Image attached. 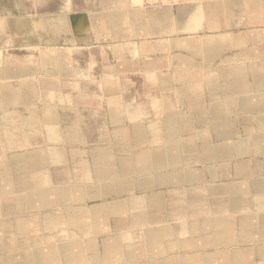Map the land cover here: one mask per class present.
Segmentation results:
<instances>
[{
    "label": "crops",
    "instance_id": "crops-1",
    "mask_svg": "<svg viewBox=\"0 0 264 264\" xmlns=\"http://www.w3.org/2000/svg\"><path fill=\"white\" fill-rule=\"evenodd\" d=\"M207 1L180 8L178 13L184 18H178L180 30L194 31L204 18L208 27L214 29L217 27L215 19L221 16L222 10L231 17L244 12L237 2L231 7L230 1L220 4L210 0L208 3L219 5L218 16H210L205 11ZM126 15L124 10H114L101 21L103 25L112 27L110 33L117 35L125 27L123 18ZM156 15L164 19L169 16L166 12ZM14 20L17 29L26 23L24 18ZM4 22V17L0 16V29L4 27ZM62 23L55 22L59 31L65 27L63 20ZM33 24L38 30L46 27V23L43 27L37 22ZM229 38L231 41L238 38L240 44H226L227 37L224 40L204 39L202 44L216 39L224 44L217 55L207 61L201 59L202 64L192 59L199 58L198 53L202 49L190 45L195 54L182 55L176 64L168 66L171 69L165 76L162 75L165 71L161 70L163 65L158 69L145 65L144 69L160 73L158 82L147 84L145 81L143 96L137 107L124 108L132 129L119 135H112L111 132L98 134L108 143L102 145L103 141H97L88 153L89 166L84 182H80V174L69 171L71 167L67 170L73 184L66 185V177L65 186L58 185L59 181L46 171L51 164L67 166L68 162L76 160L80 153L78 148H72V155H69L67 143H88V137L93 135L88 132L91 126L80 124L81 120L62 126L57 114L51 112L46 102L39 98L37 89L25 90L28 99L20 105L31 107L42 100L46 107L30 117L15 109L13 114L0 113V122L5 123H0V153L8 147L15 149L19 145H31L32 138L39 135L54 142V145L39 152L27 151L9 158L0 156V232H3L2 227L12 224L16 213L17 217H22L40 202L42 206L56 204L60 208L58 213L37 220L40 231L52 232L53 239L38 241L30 249L39 244L79 242L85 246L95 243L94 250L85 248L84 252L88 259L91 256L100 257L99 262L86 263L84 259L82 262L74 260L73 264H264V33L239 31ZM175 44L172 42V46ZM150 50L156 48L151 47ZM49 56L41 59L44 69L52 67L53 62L56 67L62 62L64 73L58 70L56 73L63 79L70 76L61 54ZM118 113L111 108L108 122L117 124L123 121ZM168 125L173 128L168 130ZM17 129L20 131L17 132ZM44 129H47V134L42 131ZM11 131L19 134V145H11L13 142L6 138V133ZM21 131L23 136H20ZM28 131L32 132L28 134ZM154 137H157L156 141ZM179 142H184L190 149L182 152L178 164L171 166L164 163L160 169L150 170L146 159L149 160L154 151L160 153L164 147ZM118 145L125 152H130L131 147H141L137 150L141 152H130L118 158L114 150ZM103 150L111 152L115 160L110 176L102 175V169L107 167L105 161L95 163L92 160L94 154ZM56 151L60 158L52 156L53 152L57 154ZM117 180H123L125 185ZM61 202H67L68 208H63ZM109 243L118 246L109 252ZM18 246L22 248L23 244L16 245L17 249L20 248ZM132 248L133 253L129 251ZM7 252L4 250L0 259L11 254ZM27 253L19 254L21 260ZM106 257L108 261H104ZM65 259L68 257L64 256V262L69 260ZM49 261L48 264H59L53 259Z\"/></svg>",
    "mask_w": 264,
    "mask_h": 264
},
{
    "label": "rangeland",
    "instance_id": "rangeland-1",
    "mask_svg": "<svg viewBox=\"0 0 264 264\" xmlns=\"http://www.w3.org/2000/svg\"><path fill=\"white\" fill-rule=\"evenodd\" d=\"M201 1L203 0H0V16L5 19L4 27L0 29V69H5L8 65L13 67L29 63L26 64L27 67L34 68L37 73L28 80L38 86V91L47 90L51 94L46 98V106L57 114L61 125H71L80 119V124L91 126L88 132L93 135L88 137V143H67L69 155H72V148H78L80 153L76 160L68 162L67 166L51 164L49 171H46L59 181L58 185H63L66 177V184L73 183L69 175L70 170L82 176L80 182L85 181L84 175H87L89 166L88 153L97 141L104 140V137H99L98 134L111 132L112 135H119L133 128L131 121L127 119L128 114L123 112L124 108H136L137 102L143 96V83L158 82L160 75L157 71L144 69L145 65L150 69H158V66L163 65L161 70L165 71L162 73L165 76L171 69L168 66L176 64L182 59V55L194 53L192 47L200 49L207 37L223 40L227 37L226 42L231 44L229 37L235 32L264 33V16L259 21H252L245 12L248 0H233L241 5L244 12L237 17H231L227 11L222 10L221 16L215 19L217 27L214 29L208 27L204 18L198 29L180 30L178 18L184 19L178 13L180 8ZM211 1L224 4L230 0ZM255 1L264 3V0ZM119 9L127 14L123 18L125 27L120 34L113 35L110 33L112 27L103 25L101 20L108 12ZM164 12L169 15L165 19L156 15ZM14 18H24L26 23L21 29L15 28ZM38 20L46 23L44 30L35 28L33 23ZM58 20L64 21L63 30L56 28L55 22ZM172 42L176 44L172 46ZM151 47L156 50L151 51ZM58 53L66 64V70L71 74L64 80L48 81L50 79L43 73L44 65L41 59L44 55ZM198 55L199 58H192L195 62L202 64V60L206 61L201 52ZM3 83L20 85V81L15 79L0 80V85ZM51 83H58L62 91L72 98L67 99V102L51 98L56 94L46 86ZM39 101L42 100H38V103L31 107L18 105L15 110L25 117H30L35 111L46 107ZM111 108L119 112L123 121L117 124L108 122V112ZM141 122L144 123L142 120ZM43 131L48 133L46 129ZM104 144L107 143L103 142L102 145ZM52 145L54 142L39 135L32 138L31 145L17 146L15 149L8 147L7 150L1 151L0 156L9 158L27 151L39 152ZM138 149L141 147L131 148L130 152H141L137 151ZM114 150L118 158L130 154L122 151L119 146H115ZM67 168H70L69 171ZM38 175L42 176L43 173ZM61 204L63 208H68L67 202ZM59 208L55 204L42 206L38 202L36 208L25 212L24 216H14L12 224L2 227L3 232H0V256L4 255V250L11 254L25 253L30 250L32 244L50 240L52 232L40 231L37 220L58 213ZM18 244H23V247L18 246L20 248L17 249Z\"/></svg>",
    "mask_w": 264,
    "mask_h": 264
},
{
    "label": "bare ground",
    "instance_id": "bare-ground-1",
    "mask_svg": "<svg viewBox=\"0 0 264 264\" xmlns=\"http://www.w3.org/2000/svg\"><path fill=\"white\" fill-rule=\"evenodd\" d=\"M210 1V0H209ZM242 1V0H241ZM213 2V1H212ZM207 1L206 5H205V11L207 13V15L210 16H214L217 17L218 16V10H217V3H212ZM220 3V2H219ZM230 5L231 7L233 5H237L235 1L230 0ZM229 3H227L226 5H228ZM225 4V3H224ZM229 5V6H230ZM228 6V7H229ZM223 7V6H222ZM220 10V9H219ZM122 11V10H121ZM203 11V10H202ZM187 12V10H186ZM122 13V12H121ZM251 18H253V20H259L262 16H264V3L260 4L258 1L255 0H248L247 2V12H246ZM116 15V14H115ZM182 15V14H181ZM234 17V16H233ZM259 18V19H258ZM120 19V18H118ZM111 20V19H110ZM59 21V20H58ZM20 22V21H19ZM21 23V22H20ZM24 23V22H23ZM38 25L40 27H43L45 25V22L43 20H38L37 21ZM60 25L63 24L62 20L59 21ZM109 23H111V21H109ZM18 24V23H17ZM114 24V23H113ZM117 24V23H116ZM120 27V26H119ZM17 28V27H16ZM114 29V28H113ZM212 29V27H211ZM116 30V29H115ZM238 39V38H237ZM232 40L231 44H235L236 46L240 44V40L238 39ZM205 41V40H204ZM208 41V40H207ZM226 43V42H225ZM224 44V43H223ZM222 41H220L219 39H216L214 42H204L201 46L200 49L201 52L203 53V56L206 59H210L213 56L217 55L219 51H221L220 49L223 46ZM228 44V42L226 43ZM223 50V49H222ZM47 54V53H45ZM48 56L44 55L43 58L47 59ZM50 57V56H49ZM215 58V57H214ZM207 61V60H206ZM22 63V62H21ZM6 64V63H5ZM29 65V63H25L18 66H10L9 65L5 68V69H0V80H10V79H15L20 81V85L18 86H12V85H8V84H4L0 85V113H5V114H13L14 113V109L16 106L20 105L22 101L27 102L28 99V92H26L25 90L29 89V91H33L32 88L37 89L38 86L35 85V83H33L32 81L28 80L29 78L33 77L37 72L35 70H33L34 68H31L30 66L27 67V65ZM54 62L52 63V67H45L44 72L51 81L53 79L56 80H64L62 77L58 76L59 74L56 73V70L60 71L62 74L64 73L65 69L63 67L62 62H60L58 64V67H56L55 65H53ZM57 64V63H56ZM56 68V69H55ZM36 69V68H35ZM144 70V69H143ZM57 71V72H58ZM142 71V70H141ZM56 75V76H55ZM62 76V75H61ZM52 78V79H51ZM77 81V80H76ZM43 85V84H42ZM49 87V90L51 89L52 91L56 92V94L54 96H52L51 98H58V99H63L62 101L67 102V99L69 100L70 96L69 94L65 93L64 91H62V87L58 84V83H51L50 85H46ZM42 88V86H41ZM45 88V87H44ZM47 88V87H46ZM38 90V89H37ZM238 90V89H237ZM35 91V90H34ZM26 92V93H25ZM30 94V93H29ZM33 94V93H32ZM51 94L47 92V90H41L38 91V96L39 98H41L43 101L46 102V98L48 96H50ZM249 96V95H248ZM32 97V96H31ZM58 101V100H57ZM42 102V101H41ZM61 102V101H59ZM58 103V102H57ZM17 113V112H16ZM19 114V113H18ZM48 114V113H47ZM111 114V113H110ZM112 115V114H111ZM1 116V115H0ZM31 116V115H30ZM40 116V115H39ZM10 117V116H9ZM45 117V116H44ZM55 117V114L54 116ZM112 117V116H111ZM12 118V117H10ZM34 118V117H33ZM32 118V119H33ZM47 118V117H46ZM50 118V117H49ZM6 119V118H5ZM51 119V118H50ZM110 119V118H109ZM41 120V119H40ZM80 120V119H79ZM32 121V120H31ZM46 121V120H45ZM54 121V120H53ZM114 121V120H113ZM10 122V121H9ZM30 122V121H29ZM28 122V123H29ZM173 122V121H172ZM213 122V121H212ZM211 122V123H212ZM1 123V122H0ZM3 124H5L4 122H2ZM1 123V124H2ZM56 123V122H54ZM161 123V122H160ZM175 123V122H174ZM173 123V124H174ZM206 123V122H205ZM34 124V123H33ZM146 124V123H145ZM176 124V123H175ZM7 125V124H6ZM18 125V124H17ZM30 125V123H29ZM45 125V124H42ZM47 125V124H46ZM49 125V123H48ZM208 125V124H207ZM212 125V124H211ZM10 126V125H9ZM35 126V125H34ZM175 126V125H174ZM15 127V125H14ZM37 127V126H36ZM39 127V126H38ZM42 127V126H41ZM177 127V126H176ZM213 127V126H212ZM18 128V127H17ZM22 128V127H21ZM32 128V127H31ZM80 128V127H79ZM173 128V127H172ZM171 127H169L168 125V130L172 129ZM175 128V127H174ZM215 128V127H214ZM221 128V127H220ZM261 128V127H260ZM259 128V129H260ZM20 129V128H19ZM24 129V128H23ZM42 129V128H41ZM147 129V128H146ZM39 130V129H38ZM47 130V129H46ZM80 130V129H79ZM14 131V130H13ZM20 131V130H19ZM27 131V130H25ZM43 131V130H42ZM162 131V128H161ZM165 131V130H163ZM173 132L175 131L172 130ZM171 131V132H172ZM220 131V130H219ZM179 132V131H178ZM43 133V132H42ZM83 133V132H82ZM144 133V132H143ZM175 133V132H174ZM29 134V133H28ZM52 134V133H51ZM109 134V133H108ZM199 134V133H198ZM218 134V133H217ZM36 135V134H35ZM45 135V134H44ZM62 136V135H60ZM175 136V134H174ZM201 136V135H200ZM221 136V134H220ZM35 137V136H34ZM172 137V136H170ZM257 137V136H256ZM4 138V136H3ZM6 138L14 145V143H18L19 141V134H17L16 132H7L6 133ZM79 138V137H78ZM175 138V137H174ZM173 138V139H174ZM47 139V138H46ZM110 139V138H109ZM131 139V138H130ZM154 141L157 140V137L153 138ZM4 140V139H3ZM171 140V139H170ZM2 141V140H1ZM8 141V142H9ZM86 141V140H85ZM110 141V140H109ZM117 141V140H116ZM175 141V140H174ZM173 141V142H174ZM245 141V140H244ZM7 142V141H6ZM104 142V141H103ZM148 142V141H147ZM168 142V140H167ZM196 142V141H194ZM4 143V142H3ZM108 143V142H107ZM253 143V142H252ZM258 143V142H257ZM27 144V143H26ZM117 144V143H116ZM129 144V143H128ZM169 144V143H168ZM210 144V143H209ZM243 144V143H242ZM259 144V143H258ZM19 145V144H17ZM106 145V144H105ZM163 145V144H162ZM197 145V144H196ZM231 145V144H229ZM249 145V144H248ZM20 146V145H19ZM27 146V145H26ZM111 146V145H110ZM109 146V147H110ZM119 146V145H118ZM132 146V145H131ZM193 146V145H192ZM218 146V145H217ZM245 146V145H244ZM258 146V145H257ZM17 147V146H16ZM60 147V146H59ZM63 147V146H62ZM120 147V146H119ZM6 148V147H5ZM132 148V147H131ZM55 149V148H54ZM113 149V148H112ZM190 149V146H188L187 144H185L184 142H179V143H175L174 145H168L166 147H164L162 149V151L156 152L154 151L151 156L146 159V161H149L150 163V170L151 169H157L161 166L165 164L171 165V166H175V164H178L180 157L182 155V152H185L187 150ZM194 149V148H193ZM50 150V149H49ZM125 150V149H124ZM130 150V149H129ZM223 150V149H222ZM51 151V150H50ZM50 153V152H48ZM57 153V151H56ZM42 154V153H41ZM52 154V153H51ZM54 155H52L54 158H57L59 156V153L55 154V152H53ZM133 154V153H132ZM150 154V153H149ZM187 154V153H186ZM49 155V154H48ZM148 155V154H146ZM38 156V155H37ZM46 156V155H45ZM133 156V155H132ZM185 156V155H184ZM47 157V156H46ZM50 157V156H49ZM48 157V159H49ZM136 157V156H135ZM52 158V157H51ZM127 158V157H126ZM131 158V157H130ZM141 158V156H140ZM53 159V158H52ZM113 156L111 154V152L107 151V150H103L101 153L99 154H94L92 156V160H94L95 163L101 161H105L107 163V167L102 169V175L103 176H110L112 175L113 169L111 168L114 164L113 160ZM129 159V158H128ZM134 159V158H133ZM16 160V159H15ZM29 160V159H28ZM56 159H54L55 161ZM119 160V159H118ZM138 160V159H137ZM136 160V161H137ZM45 161V160H44ZM54 161H52L53 163H55ZM126 161V160H125ZM135 161V160H134ZM18 162V161H17ZM102 162V163H103ZM14 163V162H13ZM50 163V162H49ZM119 163V162H118ZM2 164V163H1ZM128 164V163H127ZM146 164V163H145ZM142 164V165H145ZM13 165V164H12ZM21 165V164H20ZM129 165V164H128ZM136 166V165H135ZM146 166V165H145ZM44 167V166H43ZM50 167V166H49ZM116 167V166H115ZM133 167V166H132ZM131 167V168H132ZM142 168L144 166H141ZM41 168V167H40ZM103 168V167H102ZM136 168V167H135ZM134 169V168H133ZM132 169V170H133ZM160 169V168H159ZM17 170V169H16ZM90 170V169H89ZM135 170V169H134ZM146 170V169H145ZM92 171V170H91ZM120 171V170H119ZM18 172V171H17ZM21 172V171H20ZM35 172V171H34ZM44 172V171H43ZM90 172V171H89ZM101 172V171H100ZM142 172V171H141ZM145 172V171H144ZM143 172V173H144ZM12 173V172H11ZM143 173H141L142 175H144ZM180 173V172H179ZM129 174V171H128ZM135 174V173H134ZM2 175V174H1ZM30 175V174H29ZM118 175V174H117ZM148 175V174H147ZM205 175V174H204ZM140 176V175H139ZM201 176V175H200ZM126 177V176H125ZM212 177V176H211ZM11 178V177H10ZM88 178V177H87ZM71 179V178H70ZM76 179V178H75ZM120 179V178H119ZM123 179V178H122ZM138 180V179H137ZM93 181V180H92ZM114 181V179H113ZM118 181V180H117ZM120 182H122L121 180H119ZM118 181V182H119ZM1 182V181H0ZM13 182V181H12ZM105 182V181H104ZM115 182V181H114ZM131 182V181H130ZM97 183V182H96ZM117 183V182H116ZM126 183V182H125ZM73 184V183H72ZM75 184V183H74ZM102 184V183H100ZM111 184V183H110ZM122 184H124L122 182ZM127 184V183H126ZM130 184V183H129ZM132 184V183H131ZM64 185V184H63ZM67 185V184H66ZM71 185V184H70ZM83 185V184H82ZM88 185V184H87ZM93 185V184H92ZM125 185V184H124ZM128 185V184H127ZM138 185V184H137ZM12 186V185H11ZM55 186V185H54ZM65 186V185H64ZM75 186V185H74ZM113 186V185H112ZM48 187V186H47ZM52 187V186H50ZM56 187V186H55ZM63 187V186H62ZM99 187V186H98ZM115 187V186H114ZM14 188V187H13ZM86 188V187H85ZM102 188V187H101ZM45 189V188H44ZM47 190L49 188H46ZM109 189V188H108ZM43 190V189H41ZM58 190V189H57ZM90 190V189H89ZM100 190V188H99ZM113 190V189H110ZM124 190V189H123ZM29 191V190H28ZM40 191V190H39ZM59 191V190H58ZM65 191V190H64ZM63 191V192H64ZM115 191V190H114ZM120 191V190H119ZM26 192V191H25ZM24 192V193H25ZM31 192V191H30ZM100 191H98L99 193ZM15 193V192H14ZM19 193V192H18ZM65 193V192H64ZM106 193V192H105ZM22 194V193H21ZM47 194V193H44ZM43 194V195H44ZM52 194V193H51ZM59 194V193H58ZM110 194V193H109ZM11 195V194H10ZM7 195V196H10ZM14 195V194H12ZM61 195V194H60ZM91 195V194H90ZM93 195V194H92ZM102 195V194H101ZM16 196V195H15ZM71 196V194H70ZM52 197V196H51ZM2 198V196H1ZM85 198V197H84ZM92 199V198H90ZM26 200V199H25ZM56 200V199H55ZM77 200V199H75ZM47 201V200H46ZM86 201V200H85ZM58 202V201H57ZM108 202V201H107ZM106 202V203H107ZM40 203V202H39ZM238 203V202H236ZM17 204V203H16ZM20 204V203H19ZM80 204V203H79ZM49 205V203L47 204ZM56 205V204H55ZM6 206V204L4 205ZM20 206V205H19ZM75 206V205H74ZM72 206V207H74ZM26 207V206H25ZM83 207V206H82ZM108 207V206H107ZM6 208V207H4ZM22 208V207H21ZM33 208V207H31ZM30 208V209H31ZM70 208V206H69ZM77 208V206H76ZM89 209V208H88ZM232 209V207H231ZM8 210V209H7ZM22 211V210H21ZM27 211V210H26ZM63 211V210H62ZM90 211V210H89ZM30 212V211H29ZM62 213V212H61ZM64 213V212H63ZM100 213V212H99ZM108 213V212H107ZM13 214V213H12ZM17 214V213H16ZM15 214V216H16ZM23 214V213H22ZM66 214V213H65ZM10 215V214H9ZM41 216V215H40ZM88 216V214H87ZM59 217V216H58ZM89 217V216H88ZM89 219V218H88ZM98 219V218H97ZM92 222V221H91ZM100 222V220H99ZM89 224V223H88ZM87 226V225H86ZM92 227V226H91ZM70 229V228H69ZM71 232V231H70ZM62 237V236H61ZM72 238V237H71ZM15 240V239H14ZM88 242V241H87ZM115 242V241H114ZM147 242V241H146ZM86 243V241H85ZM95 244V243H94ZM94 244L88 243L85 246H83L82 244H80L79 242H68V243H64V244H54V245H49V244H39L34 248H31L27 255L21 260V256L18 254H9L7 255L4 259H0V264H48L50 261L49 259H53L56 262H58L59 264H73L74 260H79L80 262H82V260L85 259L86 263L88 262H99L100 257H96V256H91V259H88V256L86 255V253L84 252L85 248H88L89 250H94L95 246ZM97 244V243H96ZM132 245V244H131ZM118 246V245H117ZM116 244H110L108 247V251H113L116 249ZM130 247V246H129ZM133 247V246H132ZM130 252L133 253L134 248L129 249ZM128 251V252H129ZM8 253V252H7ZM6 254V253H5ZM113 254V253H112ZM64 256L68 257V260L66 262H64ZM17 257V258H16ZM71 258V259H70ZM109 258H105L104 261H108Z\"/></svg>",
    "mask_w": 264,
    "mask_h": 264
}]
</instances>
